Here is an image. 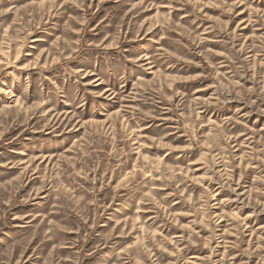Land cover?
I'll use <instances>...</instances> for the list:
<instances>
[{"label": "rangeland", "instance_id": "obj_1", "mask_svg": "<svg viewBox=\"0 0 264 264\" xmlns=\"http://www.w3.org/2000/svg\"><path fill=\"white\" fill-rule=\"evenodd\" d=\"M0 264H264V0H0Z\"/></svg>", "mask_w": 264, "mask_h": 264}]
</instances>
